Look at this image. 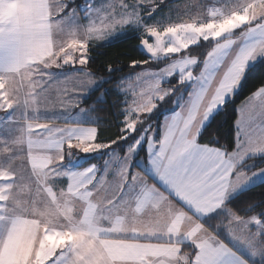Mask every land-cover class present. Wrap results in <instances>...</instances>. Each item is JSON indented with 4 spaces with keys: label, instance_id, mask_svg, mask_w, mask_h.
<instances>
[{
    "label": "snow or ice",
    "instance_id": "1",
    "mask_svg": "<svg viewBox=\"0 0 264 264\" xmlns=\"http://www.w3.org/2000/svg\"><path fill=\"white\" fill-rule=\"evenodd\" d=\"M73 3L0 0V111L7 114L5 130L18 133L0 140V264H251L221 234L264 264V212L241 215L225 203L228 194L250 178L237 170V164L249 153H264V86L242 106L232 151L199 142L209 117L238 85L246 64L264 56V0L212 7L207 13L211 21L165 19L152 24L144 18L164 0H119L118 7L116 0L99 4L88 0L82 6L83 24L77 9L69 8ZM125 25L155 38L154 44L142 39L150 60L132 61V68L165 58L168 62L163 68L136 73L137 81H150L139 94L126 88L124 79L117 83L125 97L121 135L99 142L95 126L68 122L67 127L51 128L48 123L28 122L40 119V98L51 88L49 82L78 78L84 87L77 90L87 92V85L103 81L85 71L89 42ZM236 30L240 31L234 35ZM201 40L211 46L199 61L202 70L194 73L191 66L198 63L197 55L187 51L177 59L175 54ZM65 66L73 71L62 74V79L48 71ZM177 68V83L190 82L192 90L179 110L161 122L158 139L155 129L144 127L123 155L107 154L100 175L96 164L79 170L61 168L73 149L97 153L127 140L143 124V114L171 94L173 89L162 87V80L172 77ZM67 91L65 87L63 92ZM67 104H72L71 99L61 101L62 106ZM17 110L23 115L17 116ZM29 111L34 115L29 116ZM88 111L81 109L82 114ZM64 113L71 115L68 107ZM34 127L42 130L36 139ZM142 141L146 156L141 158L150 172L132 171ZM25 146L31 166L27 177L18 174L14 165L23 158L19 153ZM113 161L118 164L116 191L101 198ZM64 180L66 188L58 183ZM25 188L30 193L34 189V194L22 198ZM74 201L82 204L79 214ZM217 217L223 219L213 227L210 222Z\"/></svg>",
    "mask_w": 264,
    "mask_h": 264
},
{
    "label": "trees",
    "instance_id": "2",
    "mask_svg": "<svg viewBox=\"0 0 264 264\" xmlns=\"http://www.w3.org/2000/svg\"><path fill=\"white\" fill-rule=\"evenodd\" d=\"M176 0H167L164 3L167 5ZM85 0H75V3L69 4V8H78ZM140 36L137 34H127L116 38L112 42L104 45L89 44L88 59L89 64L85 66V70L93 73L97 77L104 78L103 83L99 88L89 92L79 103V107H84L89 110L93 124L98 129V141L107 142L116 140L121 135L119 129L122 127V107L123 97L115 90L116 85L124 76L130 73H135L147 68H157L163 66L165 60L154 64H138L132 68V61L150 60L139 48ZM211 42L200 41L196 45L190 46L185 50L189 55H197L198 63L194 66L193 72L200 70L202 61L210 50ZM184 52L182 53L184 55ZM111 69V71H109ZM177 80L173 81L176 84ZM172 84V83H171ZM164 85H167L164 84ZM170 85V84H169ZM264 86V58L249 66L239 83L237 90L231 98H229L223 106L218 110L205 124L204 131L200 135V143H214L217 146L227 148L232 151L235 146V120L237 106L245 99L250 97L252 93ZM182 88V89H181ZM189 84L182 85L178 88V93L169 95L164 101L157 104L153 113L143 119V124L138 126L136 132L129 136L127 140H119L114 144V148L120 154L124 153V147L132 142L133 138L142 131V128L149 124L152 127H157L161 117L172 109L175 96L184 94L188 91ZM184 92V93H183ZM177 94V95H176ZM102 99H99L100 96ZM151 127V128H152ZM158 131V130H157ZM159 137V136H158ZM145 149L143 145L140 147L138 157H144ZM103 157H91L79 165V168L96 164L100 165ZM246 166L247 172L259 170L264 167V156L250 158L242 165ZM228 207L237 210L241 215H255L256 213L264 212V181L245 189L236 196L225 202ZM255 212V213H254ZM223 217H217L210 223L216 227ZM208 223V218L202 220ZM221 238L225 240V236L221 234ZM260 264V261L251 263Z\"/></svg>",
    "mask_w": 264,
    "mask_h": 264
},
{
    "label": "rangeland",
    "instance_id": "3",
    "mask_svg": "<svg viewBox=\"0 0 264 264\" xmlns=\"http://www.w3.org/2000/svg\"><path fill=\"white\" fill-rule=\"evenodd\" d=\"M206 1H208L209 3H212V4L216 3V5H218L220 7L221 6H226L227 7V6L231 5V4H234V3L238 2V0H206ZM58 2H60V0H50V3H58ZM94 2L96 4H99L100 0H94ZM129 2H130V0H129ZM241 2H243V0H241ZM87 3H88V0H85V2L83 4L79 5V7L76 8L77 11H78V19L80 20V22L82 24L85 22L84 18H83V8H82V6L87 4ZM116 3H117V7H118L119 6V0H116ZM198 5H199V2H197V0H195L193 2H192V0H189L188 2H183L182 4L172 5L171 8L163 10L162 8L167 7V5L165 3L164 4H160L159 7L156 9V11L152 13L151 16H146L144 18L145 19V23L146 24H152L154 22L163 21L165 19H173V18H170V17H172L174 15L173 13L175 11H177V9H179L180 7H182V9H185V11H188L189 13L191 12V9H194V11L195 10L198 11V8H197ZM190 14H187L188 17H189ZM187 19L189 20L190 18H186V17L184 18L183 17V19L178 20V21H183L184 22ZM173 21H176V20H173ZM188 22H191V21H188ZM127 26L128 25H125V26H122V27L121 26H117L114 30L110 31L103 38L97 39V40H94V41H95L96 44H102V45L108 44V43L112 42L113 40H115L116 38L125 35L124 32L127 31V29H125ZM238 31H240V30H236V32H238ZM139 32H140V30H139ZM140 34H141V37H140L141 41H142V39H147L149 41V43H153V44L155 43V38L149 36L146 32H144V33L140 32ZM234 34H236V33H234ZM164 39L166 40L167 37H165ZM141 41H140V44H139V48L150 59V54H148L146 49L143 48V45H142ZM90 43H92V42L90 41L89 44ZM190 46H192V45H190ZM185 50L186 49H182L181 50V54H175L176 58L178 59L180 57V55H183L182 53ZM164 60H165V63L168 62L167 58H165ZM162 61H163V59H162ZM165 63L160 68L165 67L166 66ZM194 66H191V70H193ZM66 67H70V66H65V68ZM74 67L80 68L81 66L79 64H76ZM48 71H51V72L55 73L57 79H62V74H69L73 70H67V68L62 70V69H57V68L53 67V68L49 69ZM141 71L142 70H140L138 72H135V73H130V74H127V75L124 76L125 87L130 89V90H134L137 94H139L141 91L146 90L148 88L149 84H150V81H147V80L137 81L135 79L136 73H139ZM94 77L96 78L97 82H99L101 79H103V81H104V78L97 77L95 75H94ZM178 78H179V69L177 68L175 70V72H174L172 77H165L164 80H162V87L173 89V91L171 92L170 95H173V92L174 93H178L177 92L178 88L183 85V84H178L177 81H176V84H173V81L174 80H178ZM103 81L99 82L96 85H87V87H89V90L87 92L83 91V93H74V89H75L74 85H75V87H76V83L78 85H80L78 83V78L75 79V80L65 81V82L60 83V84H57L55 82H49V83H51L52 86H51V88H49V90L46 93H42L41 94V98L40 99H41L42 102L40 104V110H39V113H37V115H39L40 119H48V120H50L54 116H55V119L53 121H50V122H46V120L42 121L40 119L38 121L37 120H29L28 122L33 123L34 126H35L36 123H48V126L51 127V128H64V127H67L68 126V122L81 123L83 126H93V125H91V123L93 124V120L90 117L89 111L86 114H82L81 113V109H85V110H88V109L82 108V107L78 108L77 110H75V109L78 107L77 105L81 102V100L89 92L99 88L100 85L103 83ZM166 83H167V85H164ZM190 84L191 83H189V89H190ZM45 87H47V85H45ZM65 87L68 89L67 93H60V91L63 92V88H65ZM27 88H28V85H27V82H25V84H24V91L25 92L27 91ZM58 89L60 91H58ZM37 90H39V86H37ZM115 90H116V92L118 94H120L123 97V107H122V109H123L124 106H125L124 105L125 97H124L123 93H121L120 91L117 90V88H115ZM55 92H58V93H55ZM131 96H132V91H129V97H128L129 100L131 99ZM182 97H183V94H181V93L178 94L177 96H175L172 109L167 111L161 117L157 127H152L149 124L144 126V127L151 126L153 129H155V132H154V138L155 139H158V136L160 135L161 122L165 118H167L175 110L174 108L179 105V102L182 99ZM57 98H58V100L56 101ZM102 98H103V96L101 95L99 97V99H102ZM69 99H71L72 104H67V105H64V106L61 105V101L62 100L63 101H68ZM21 101H23V95L21 97ZM158 103H160V102H157V104ZM73 104L76 105V106H73ZM64 107H68L69 108V110L71 112L70 116H68L67 114L64 113ZM153 111L151 113L143 114L142 120L145 117L150 116L153 113ZM122 113H123V116H124L125 113L123 111H122ZM27 114L29 116H33L34 115V113L32 111H29ZM16 115L17 116H22L23 115L22 110H17ZM5 120H7V114L3 113V114L0 115V121H5ZM59 120H63V121L60 122ZM22 121H24V120L20 119L19 123L22 122ZM257 122H258L257 124H259L260 120H257ZM0 126H2V122H0ZM144 127L142 128V131H143ZM41 132H42L41 129H38V128L34 127L33 128V133H34L33 139L38 138V136H39V134ZM131 135H133V133ZM136 136H138V135H136ZM132 142H133V140H132ZM132 142H130L127 145H125L124 150ZM142 145L144 147V142L143 141L141 142V145L138 147L136 155L133 157V169H132V171H134V172L138 171V169L142 170V171H146V170L149 169L147 167L146 163H144L145 159L141 158L143 156H141V157L137 156L138 152L140 150V147ZM107 150L110 151V152L111 151H116L117 152V149L114 148L113 145H112L111 149H107ZM123 154H121V155H123ZM249 154H252V153H249ZM256 154L257 155L255 157L264 156V153H256ZM84 158L85 157H77V156L72 157L73 161L70 162L69 167L70 166H72V167L75 166L76 167L77 165H79L82 162V160H84ZM245 158H247V157H245ZM25 166H27L26 163H25ZM98 166H100V165H98ZM117 167H118V164L115 161H113L109 165V172H108V175L106 176V178H111L113 180V183H111L110 186H116V180L118 179V176L116 175ZM99 168L101 170L100 174H103L104 164L101 165ZM27 169H28V166H27ZM73 170H75V169H73ZM238 171H241V170H238ZM252 173L253 174H250V173L247 174L250 178H249V180L247 182L243 183V187H240L241 188L240 190H244V188L248 189V188H250L252 186H255L256 184L264 181V167L259 169V170L253 171ZM2 183L3 182H0V184H2Z\"/></svg>",
    "mask_w": 264,
    "mask_h": 264
},
{
    "label": "crops",
    "instance_id": "4",
    "mask_svg": "<svg viewBox=\"0 0 264 264\" xmlns=\"http://www.w3.org/2000/svg\"><path fill=\"white\" fill-rule=\"evenodd\" d=\"M165 1H167V0H164V2ZM189 0H176V1H174V2H170V3H168L167 4V7H165V8H162L163 10H165V9H169V8H171V6L172 5H176V4H182L183 2H188ZM193 1H195V0H192V2ZM197 2H199V5L197 6V8H198V11L197 10H195L194 11V9H191V14L188 12V11H185V9H182V7H180L179 9H177V11H175L173 14V16L172 17H170V18H173V19H171L172 21L173 20H176V21H178V20H181V19H183V17L185 18H190L189 20L187 19V20H185L184 22H188V21H191L192 22V20L194 19L196 22H200L201 20H204V21H211V17L210 16H208V11L212 8V7H220V6H218V5H216V3H209L208 1H206V0H197ZM164 4V3H163ZM224 7H226V6H224ZM188 10V9H187ZM193 10V11H192ZM187 14H190L189 15V17H188V15ZM176 21H174V22H176ZM179 22H183V21H179ZM125 29H127V31H125L124 32V34L125 35H127V34H137V35H139L140 37H141V34H140V32H139V29H135L134 27H131V26H127ZM239 33V31L238 32H236V34H238ZM235 35V34H234ZM124 36V35H123ZM121 37V36H120ZM202 41V40H201ZM92 43H90V44H95V45H102V44H96L95 43V41L93 40V41H91ZM200 42V41H199ZM240 45H237V46H235L236 48H238ZM264 58V56H260V55H258V56H256L254 59H252V60H250L247 64H246V67H245V69H244V72H245V70L249 67V66H251V65H253V64H255V63H257V62H259V61H261L262 59ZM67 68V70H73L72 68H70V67H66ZM66 68H64V69H66ZM64 69H62V70H64ZM200 70H202V68L200 69ZM86 71V70H85ZM244 72H243V74H244ZM243 74H242V76H243ZM34 79H36V77H34ZM242 79V78H241ZM241 79H240V81H241ZM240 81H239V83H240ZM239 83H238V85L234 88V90L232 91V93H231V95L230 96H227L226 98H225V101H224V103L229 99V98H231L232 97V95L234 94V92L237 90V88H238V86H239ZM82 87H84L83 85H78L77 83H76V87H75V89H74V93H83V91H79V90H77V89H80V88H82ZM64 89V88H63ZM192 90V84H190V89L186 92V93H184L183 94V97H182V99L180 100V102H179V105L178 106H176L174 109V111L171 113V114H173L176 110L178 111L179 110V107L181 106V103L182 102H184L185 100H187V98H188V95H189V92ZM55 93H58V92H55ZM60 93H64V92H62V91H60ZM249 98V97H248ZM248 98L247 99H245L243 102H241L238 106H237V110H236V113H237V115H236V120H235V144H236V138H237V133H238V128H237V122L242 118V112H241V110H242V106L243 105H245V103H246V101L248 100ZM58 100V98L56 99V101ZM259 103V101L257 100V104ZM79 105V104H78ZM77 105V106H78ZM59 106V105H58ZM61 106V105H60ZM222 107V106H221ZM221 107H219L217 110H215L213 113H212V115L209 117V119L218 111V110H220V108ZM78 108H81V107H77L75 110H77ZM82 108H84V107H82ZM3 113H5V112H3V111H0V115L1 114H3ZM170 114V115H171ZM169 115V116H170ZM168 116V117H169ZM40 120H42V121H44V120H46V122H50V121H53V120H48V119H40ZM257 120H259V119H257ZM60 122L61 121H63V120H59ZM209 121V120H208ZM0 122H2V126H0V140H4V139H9L10 138V136L11 135H15V134H18V133H16L15 131H13L12 133H9L8 131H6L5 130V124H4V121H0ZM256 123H258L257 121H256ZM20 125H24L25 124V122L24 121H22V122H20L19 123ZM17 127V125H15V124H13L12 125V128H13V130L15 129ZM159 138V137H158ZM65 150H67V145H65ZM110 151H108L107 149H105V150H102L101 152H97V153H87V154H85V153H81V152H78L77 150H75V149H73V151H72V155H71V157H69L68 155H65V159H64V161L62 162V164H61V168L62 169H69V170H73V169H75V170H79V169H83V168H87L88 166H90V165H87V166H84V167H81V168H79V165L81 164V163H83L85 160H87V159H89V158H91V157H100V156H102L103 157V160H102V162H101V164H100V166L101 165H103L104 163H105V159H107V154L109 153ZM20 155H22V159H19V160H16L15 162H14V165L16 166V168H17V173L19 174L20 172H24V174H25V177H27V176H29L30 174H31V166H30V164L28 163V161H27V148H26V146H25V149H24V151H23V153H19ZM123 154V153H122ZM257 154H248V155H246L245 157H247V158H244L242 161H240L239 162V164H237V170H241V171H243V172H245L246 174H253L252 172H247V168H246V166H244L243 168H242V164L246 161V160H248V159H250V158H255V156H256ZM75 156H77V157H85L84 158V160H82V162L79 164V165H77L76 167L74 166V167H72V166H70L69 167V164H70V162L71 161H73L72 160V157H75ZM146 156V153H144V157ZM260 157V156H259ZM0 163H3V161L2 160H0ZM18 163V164H17ZM22 163V164H21ZM25 163L27 164V166H28V169H27V166H25ZM144 163H146V161L144 160ZM92 165V164H91ZM100 166H98V167H100ZM50 167H52V166H50ZM138 171H139V169H138ZM142 171V170H141ZM144 172H150V169H148V170H146V171H144ZM256 173V172H255ZM98 175H100V173H98ZM106 180H107V184H106V187H105V190L101 193V198L102 197H104L105 195H108V196H111L115 191H116V186H110L111 185V183H113V180L111 179V178H106ZM0 182H2V181H0ZM58 183H63V186L66 188V180H64V181H58ZM240 187H243V183L241 184V185H239L234 191H232V192H230L229 194H228V196H227V199H226V201H228L230 198H232V197H234V196H236L238 193H240L241 191H243V190H240L241 188ZM245 189H247V188H244V190ZM57 193L59 192V190H60V188H59V186H57V187H55V189H54ZM32 194H34V189H33V192H29V189L28 188H25V190H24V192L23 193H21V196H22V198H28L30 195H32ZM225 201V202H226ZM73 206H74V209H75V211H76V213H80V211H81V207H82V204H81V202H76V201H74L73 202ZM203 219H205V218H202V220ZM225 243H228L229 244V246L230 247H232L235 251H237V253L239 254V255H241L244 259H246V260H250L251 261V263H254V262H257V261H260L259 260V257H257V258H255V259H253V258H251L250 256H249V254H248V252L246 251V249H244L242 246H240V245H238V244H236L235 242H233V241H231V240H229L227 237H225Z\"/></svg>",
    "mask_w": 264,
    "mask_h": 264
},
{
    "label": "water",
    "instance_id": "5",
    "mask_svg": "<svg viewBox=\"0 0 264 264\" xmlns=\"http://www.w3.org/2000/svg\"><path fill=\"white\" fill-rule=\"evenodd\" d=\"M190 82H185L183 85H187V84H189Z\"/></svg>",
    "mask_w": 264,
    "mask_h": 264
}]
</instances>
